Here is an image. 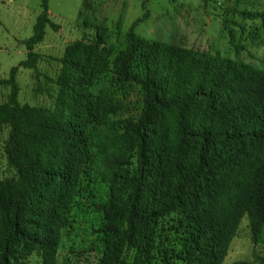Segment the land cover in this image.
I'll return each instance as SVG.
<instances>
[{
  "label": "rangeland",
  "instance_id": "obj_1",
  "mask_svg": "<svg viewBox=\"0 0 264 264\" xmlns=\"http://www.w3.org/2000/svg\"><path fill=\"white\" fill-rule=\"evenodd\" d=\"M41 12L42 0H0V80L28 61L16 75L19 105L50 110L75 135L59 143L63 161L44 167L76 174L42 184L25 212L30 223L24 231L48 239L47 249L25 239H14V246L20 264H111L110 231L121 227L113 213L126 196L120 177L137 166L130 129L146 115L142 87L120 78L115 68L130 30L140 40L192 51L195 58L221 57L264 71V19L241 17L264 13V0H50L49 19L59 29L48 27L44 41L30 52L22 43L33 35ZM161 55L158 49L155 56ZM9 95L10 89L0 88V105ZM152 119L160 149L170 148L167 114L156 109ZM10 133V128L0 133V215L1 185L19 176L5 151ZM114 156L123 158L119 167L111 162ZM44 209L51 221L47 230L38 224ZM178 218H166L148 234L147 264H163V251L174 255L182 249ZM124 257L138 262L134 249ZM259 258H264V238L254 240L246 217L222 264H259Z\"/></svg>",
  "mask_w": 264,
  "mask_h": 264
},
{
  "label": "trees",
  "instance_id": "obj_2",
  "mask_svg": "<svg viewBox=\"0 0 264 264\" xmlns=\"http://www.w3.org/2000/svg\"><path fill=\"white\" fill-rule=\"evenodd\" d=\"M49 1L42 0L33 35L22 43L30 52L44 41L48 27L59 29L49 19ZM241 17L264 19V13L242 12ZM158 49L161 57L155 56ZM194 55L140 40L132 28L126 51L115 63L120 78L142 87L146 115L130 129L137 166L120 177L126 196L113 213L121 227L110 231L111 264H134L124 257L128 249L138 253L135 264H147L148 234L173 215L179 216L175 230H182V249L174 255L163 251V264H222L246 217L254 240L264 238V71ZM135 65L143 72H135ZM26 66L28 61L20 63L9 79L0 80V88L10 89L8 102L0 105V133L11 130L5 151L19 174L1 185L0 264H20L14 239L47 249L48 239L24 231L30 223L25 212L42 184L76 174L44 167L63 161L59 143L75 135L50 110L19 105L16 75ZM156 109L167 114L172 128L168 149H160L153 128ZM111 162L119 167L123 158L114 156ZM43 213L38 224L47 230L49 212Z\"/></svg>",
  "mask_w": 264,
  "mask_h": 264
}]
</instances>
